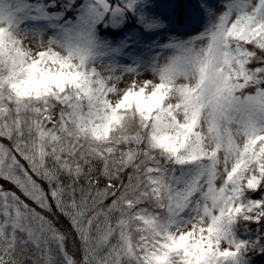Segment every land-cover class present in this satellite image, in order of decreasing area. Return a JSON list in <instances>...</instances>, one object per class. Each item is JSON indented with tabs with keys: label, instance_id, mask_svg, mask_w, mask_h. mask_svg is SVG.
<instances>
[{
	"label": "snow or ice",
	"instance_id": "snow-or-ice-1",
	"mask_svg": "<svg viewBox=\"0 0 264 264\" xmlns=\"http://www.w3.org/2000/svg\"><path fill=\"white\" fill-rule=\"evenodd\" d=\"M0 264H264V0H0Z\"/></svg>",
	"mask_w": 264,
	"mask_h": 264
}]
</instances>
